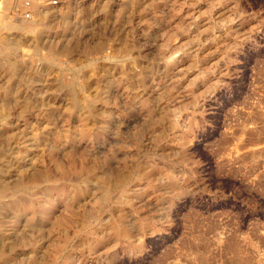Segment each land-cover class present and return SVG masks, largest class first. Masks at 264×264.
I'll use <instances>...</instances> for the list:
<instances>
[{
  "label": "rangeland",
  "instance_id": "374dc122",
  "mask_svg": "<svg viewBox=\"0 0 264 264\" xmlns=\"http://www.w3.org/2000/svg\"><path fill=\"white\" fill-rule=\"evenodd\" d=\"M56 1L0 0V264H264V0Z\"/></svg>",
  "mask_w": 264,
  "mask_h": 264
},
{
  "label": "bare ground",
  "instance_id": "6f19581e",
  "mask_svg": "<svg viewBox=\"0 0 264 264\" xmlns=\"http://www.w3.org/2000/svg\"><path fill=\"white\" fill-rule=\"evenodd\" d=\"M7 1V0H6ZM9 1V0H8ZM33 13L35 15V17H40L41 19H44L46 17H48L50 15V10L47 9L43 3L37 4L34 9H33ZM29 22V21H26ZM32 22H34V20H32ZM33 29V28H32ZM31 30V29H30ZM16 45V44H15ZM21 46V45H20ZM88 93V92H87ZM91 93V92H90ZM88 95V94H86ZM91 95V94H89ZM92 96V95H91Z\"/></svg>",
  "mask_w": 264,
  "mask_h": 264
},
{
  "label": "built area",
  "instance_id": "2783aa9c",
  "mask_svg": "<svg viewBox=\"0 0 264 264\" xmlns=\"http://www.w3.org/2000/svg\"><path fill=\"white\" fill-rule=\"evenodd\" d=\"M57 3V1L56 0H53V4H56ZM26 4L28 5L29 4V2L28 1H26ZM25 16L26 17H29L30 16V14L28 13V12H26L25 13Z\"/></svg>",
  "mask_w": 264,
  "mask_h": 264
}]
</instances>
